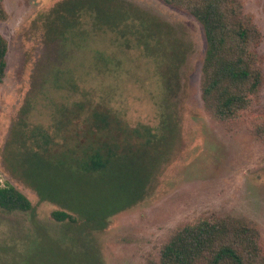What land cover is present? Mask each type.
I'll use <instances>...</instances> for the list:
<instances>
[{
  "label": "rangeland",
  "instance_id": "rangeland-1",
  "mask_svg": "<svg viewBox=\"0 0 264 264\" xmlns=\"http://www.w3.org/2000/svg\"><path fill=\"white\" fill-rule=\"evenodd\" d=\"M60 1L3 0L7 17L0 19V32L8 42V65L0 83V187L14 185L34 209L0 208V264H158L177 227L210 216L247 220L264 241V143L245 120H218L206 108L200 23L163 0H125L133 11L111 21L125 27L139 10L155 15L164 23L143 17L160 26L148 27L156 50H147L143 28L137 36L114 31L113 24L107 29L104 16L97 22L90 11L93 32L84 25V40L72 35L61 44L42 24V15ZM243 3L263 34L258 51L264 70V0ZM112 5L122 8L111 2L102 11L110 14ZM98 48L113 54L110 72L93 64L100 63ZM60 62L62 71L53 72L51 63ZM70 71L78 93L64 83ZM81 101L100 103L98 110L111 115V136L140 127L151 134L113 142L118 156L105 169L86 172L79 165L90 143L83 142L80 125L92 108L80 111L79 127L74 122L71 130H57L56 122L61 107ZM54 132L55 149L44 158L36 134ZM104 135L110 142V129ZM56 210L77 221L55 219Z\"/></svg>",
  "mask_w": 264,
  "mask_h": 264
},
{
  "label": "trees",
  "instance_id": "trees-1",
  "mask_svg": "<svg viewBox=\"0 0 264 264\" xmlns=\"http://www.w3.org/2000/svg\"><path fill=\"white\" fill-rule=\"evenodd\" d=\"M163 1L170 6L186 11L203 28L206 48L201 67V93L206 108L218 120H245L251 134L264 143V110L260 107L264 70L262 57L258 51L263 34L252 15L245 12L243 0ZM111 2L120 4L121 10L117 5H112L115 6V10L110 9V14L102 11L109 10ZM133 9L134 6L132 8V5L125 0H63L48 14L42 15L44 18L42 24L47 33L50 36H57L59 43L62 44L63 37L68 40L72 35H79L78 38L84 36V40L87 36V33L81 31L82 28L84 29V25H91L93 32L97 23L94 20L86 19L88 11L94 17V12H96L97 22L103 15L107 24L105 27L110 29L109 25L115 23L111 21L113 15L121 16L122 12L130 13ZM139 13L140 16L135 17L137 20L131 22V27L128 24L125 27L113 24L112 28L117 32L125 31L130 36H137V33H140L143 28L147 50H156V45L153 48V35L148 32V27L151 25L160 26L156 25L154 21H147L143 16L159 18L143 10H139ZM6 17L4 2L0 0V19ZM62 18L68 19L66 24L63 22V26L60 23ZM159 21L164 23L160 19ZM136 25L140 27L138 31L133 27ZM100 35L106 38V34ZM71 46L75 47L73 44ZM96 53L100 63L93 64L102 72H110L113 54L104 48H98ZM7 54L8 42L0 32V83L6 75ZM162 56V59L165 60L167 55L163 54ZM51 65L53 72L57 70L61 72L63 69L61 62L55 65L51 63ZM117 65H114L115 68ZM163 74L166 73L163 72ZM64 83L71 88L72 92H80L76 86L77 78L74 72L66 73ZM81 93L86 95L88 92L82 90ZM99 104L94 105L92 102L85 104L83 101L75 102L72 105L68 104L65 109L61 107L59 110L60 119L56 121L57 130H71L69 127L72 123L77 122L79 127L83 119L80 117V111L92 108V112L86 114L85 120L80 125L84 131L83 142H86L87 145L88 142L90 143L89 149L85 152L86 160L79 165L86 172L102 170L109 166L110 162L119 154V151L113 148V142L126 143L134 135L151 134L150 131L144 133L140 127L134 128L132 131L129 129L130 134L121 132L111 136L113 127L109 118L111 115L108 116L103 111H99L98 109L101 108ZM105 111L107 112V110ZM108 129H110V142L104 135ZM98 134H100L99 137ZM121 134L124 135V141L120 138ZM36 135H39L38 142L37 140L35 142L37 149L41 150L44 158L48 157L52 146L55 149V138L59 136L58 133ZM94 142L99 145L96 146ZM121 151L127 152V148L124 147ZM0 208L7 212H31L34 206L27 195L8 183L0 187ZM52 214L59 221H77L73 214L64 210H56ZM158 264H264V241L260 230L247 220L235 217H201L193 222L180 225L174 230L161 247Z\"/></svg>",
  "mask_w": 264,
  "mask_h": 264
}]
</instances>
